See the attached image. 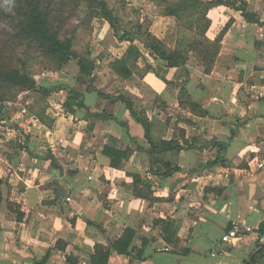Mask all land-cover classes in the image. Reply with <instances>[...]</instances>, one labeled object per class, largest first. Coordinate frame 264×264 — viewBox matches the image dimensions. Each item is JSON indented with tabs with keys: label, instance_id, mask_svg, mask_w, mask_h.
Returning a JSON list of instances; mask_svg holds the SVG:
<instances>
[{
	"label": "crops",
	"instance_id": "crops-1",
	"mask_svg": "<svg viewBox=\"0 0 264 264\" xmlns=\"http://www.w3.org/2000/svg\"><path fill=\"white\" fill-rule=\"evenodd\" d=\"M244 1L260 23L228 5L207 12L210 40L225 26L209 73L193 52L183 67H166L135 41L137 68L123 79L111 65L130 42L116 40L93 59L90 76L76 60L34 75L50 90L40 94L44 107L4 105L0 123L16 126L0 137V264H92L94 245L110 247L126 229L128 252L111 249L107 264H264V0ZM89 86L130 96L151 120L154 141L186 140L189 148L160 155L180 169L154 174L142 126L121 101ZM68 89L78 96L66 107ZM180 90L203 115L179 105ZM212 139L227 144L224 165L199 169L217 154L203 146ZM106 145L127 152L121 167L110 165ZM131 174L148 197L133 194ZM234 225L252 232L222 243Z\"/></svg>",
	"mask_w": 264,
	"mask_h": 264
},
{
	"label": "trees",
	"instance_id": "trees-1",
	"mask_svg": "<svg viewBox=\"0 0 264 264\" xmlns=\"http://www.w3.org/2000/svg\"><path fill=\"white\" fill-rule=\"evenodd\" d=\"M83 1L88 13H90L92 17L103 18L108 22L114 36L117 37L119 41L130 42L124 56L115 60L111 65L112 70L123 79H127L132 75L133 68H137L135 66V61L141 55L138 47L134 44L135 40H138L145 48L151 50L166 67H183L188 59V53L193 52L201 61L204 72L209 73L215 64V59L220 49L221 37L225 31L224 26L213 40H210L206 36V32L210 26V19L207 17V12L215 6H231L239 10L247 22L260 23L256 14L247 9V4L244 0H163V14L165 16L174 17L178 24H183V26L192 33L193 37L186 45V49H180L178 46L170 48L163 40L153 35L147 29L138 33L142 29L141 25L136 27V29H138L136 32H121L118 18L113 15L112 10L107 7L103 0ZM8 3L12 5L13 11L3 12V15L13 28V36L17 41L26 45H31L38 52L52 58L57 62L56 68H60L70 60H76L80 72L86 76H90L93 70V59L86 55H77L71 48V40L69 38H61L58 31L61 21L55 18L53 14L54 6L52 0H8ZM182 17L185 19L181 23L180 20ZM149 69L150 66L146 65L141 71L146 72ZM6 83L20 86L22 90L33 89L42 96H46L50 92L49 89L38 86L33 77L28 74L0 69V86ZM88 88L95 90L90 86ZM67 91L68 97L64 106L69 107L71 106L70 101L75 99L78 93L72 89H68ZM95 91L99 96L110 102L121 101L129 111L131 117L142 126L144 129V136L149 144V148L146 150L151 165L149 169L152 170L154 174L163 177L180 169L169 160L162 159L160 155L167 152H179L184 148H189L190 146L186 140H184L182 144L176 139H161L159 141H154L150 135L152 127L151 120H149L144 111L140 110L134 104L130 96L125 94L108 95L100 93L97 90ZM4 102H6V100L0 98V118L2 120L4 119ZM178 103L180 106L188 108L197 115L204 114V110L201 106L190 100L188 94L184 90L179 91ZM74 104L79 108L83 107L81 101L74 102ZM93 115L101 116L99 114ZM208 145L215 146L217 148V154L213 159L207 160L204 164H201L199 169L224 165L225 160L222 153L225 152L227 144L212 139L203 144V146ZM103 153L109 157L110 165L114 168L121 167L123 159L127 156L125 150L122 151L110 145L104 146ZM159 163L163 166L164 171L159 170L157 166ZM52 165H54L53 162ZM152 167L156 168L153 170ZM131 176L133 194L137 197H148L144 191L138 190V185L142 184L139 175L131 174ZM87 222L91 224L90 221L87 220ZM259 229L262 231L264 229V224H262ZM132 234V230L126 229L122 236L113 242L110 247L95 244L92 264H107L111 249L127 253V249L132 240ZM250 263L251 261H248L244 264Z\"/></svg>",
	"mask_w": 264,
	"mask_h": 264
},
{
	"label": "rangeland",
	"instance_id": "rangeland-1",
	"mask_svg": "<svg viewBox=\"0 0 264 264\" xmlns=\"http://www.w3.org/2000/svg\"><path fill=\"white\" fill-rule=\"evenodd\" d=\"M103 1L112 10L113 15L118 18L121 32H136V30L138 31L136 27L141 25L142 29L138 33L147 29L158 38L164 34L169 46H178L180 49H186V45L193 38L192 33L183 24H178L175 18V22L165 18L163 0ZM52 2L53 14L61 21L59 34L61 38L71 40V48L77 55H86L92 59L101 58L107 54L108 44H116L118 39L113 36L108 22L103 18L92 17L83 0H52ZM7 11H13L12 5L8 3V0H0V69L25 73L34 79V75L38 77L42 71L56 68L57 62L52 58L38 52L33 46L20 43L14 38V30L3 15V12ZM184 19V17L181 18V23ZM135 41L138 42V40ZM124 45L126 43L121 46ZM141 61L144 60L141 59ZM216 84L221 89L219 82ZM0 98L13 104L11 105L12 111L18 110L19 104L27 106L31 110H33L31 105L34 102L38 108L45 106V101L41 98L40 93L38 94L33 89L22 90L20 86L7 83L0 86ZM13 126H16L14 121L9 119L6 123H0V131L6 133V128L12 129ZM1 133L0 137L3 136Z\"/></svg>",
	"mask_w": 264,
	"mask_h": 264
},
{
	"label": "built area",
	"instance_id": "built-area-1",
	"mask_svg": "<svg viewBox=\"0 0 264 264\" xmlns=\"http://www.w3.org/2000/svg\"><path fill=\"white\" fill-rule=\"evenodd\" d=\"M10 104L11 102H4L3 103V106L5 104ZM1 120V118H0ZM117 193V189H113L112 191H110V194H113L115 195ZM241 232V233H240ZM250 233L252 232V228L250 226H239V225H234L232 226V228L230 230H227L226 232H224L222 235H221V242L224 243V244H228V243H232V241L234 239H237L239 236H241L243 233Z\"/></svg>",
	"mask_w": 264,
	"mask_h": 264
},
{
	"label": "water",
	"instance_id": "water-1",
	"mask_svg": "<svg viewBox=\"0 0 264 264\" xmlns=\"http://www.w3.org/2000/svg\"><path fill=\"white\" fill-rule=\"evenodd\" d=\"M82 115V113L80 112V111H76V116H81Z\"/></svg>",
	"mask_w": 264,
	"mask_h": 264
}]
</instances>
